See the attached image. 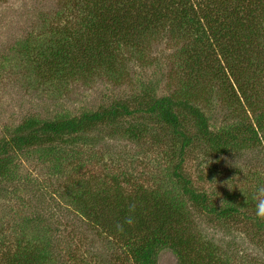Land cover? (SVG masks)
Here are the masks:
<instances>
[{
	"label": "rangeland",
	"instance_id": "374dc122",
	"mask_svg": "<svg viewBox=\"0 0 264 264\" xmlns=\"http://www.w3.org/2000/svg\"><path fill=\"white\" fill-rule=\"evenodd\" d=\"M148 1L151 3L135 0L141 6ZM193 3L197 5V1ZM71 5H75L74 0H0V146L30 119L38 125L61 121L108 109L118 102L129 105L137 96L152 91L156 97L179 96L190 80L189 103L210 119V131L236 134L239 127L254 124L256 116L243 99L235 104L230 101L233 99L228 95L236 91L233 79L209 78L211 74L205 75L204 67L196 70L187 63V49L171 38L176 29L169 24L166 35L144 42V52L133 51L137 56L123 50L110 75L101 69L86 80H47L51 71L50 60L44 66L46 57L56 47L53 41L67 35L64 30L82 32L84 39L95 33L89 22L77 24L80 17L68 12ZM262 29L264 33V25ZM205 36L199 47L205 53L217 54L210 32ZM71 37L74 35L69 36L70 44L74 43ZM261 43L264 48V38ZM205 60V56L200 59ZM240 66L235 69L244 68ZM260 67L261 71L245 68L239 80L245 84L255 111L264 115V52ZM46 70L47 75L42 74ZM200 86L205 93L194 100ZM180 115L184 131L195 135L193 146L183 154L185 177L196 192L207 196L208 205L234 207L240 214L215 219L193 207L171 176L173 159L169 156L178 154V140L171 142L164 125L148 124L136 113L114 125H99L85 136L9 150L8 156H0L5 165L0 174V253L6 246L13 250L21 246V240L26 242L22 237H26L62 264H72V255L88 264L90 259L108 264L112 253L123 256L122 248L110 245V239L87 226L75 201L81 195L101 208V196L131 199L144 193L173 202L174 211L183 214L180 220L188 225L189 237L195 243L213 244L223 264H264V219L255 214L257 188L264 186V132L254 140L240 133L238 143L216 148L201 138L195 121L185 112ZM131 126L142 132L137 137L127 135ZM113 209L107 207L104 216ZM183 227L179 226L181 233ZM158 262L176 264V259L166 251Z\"/></svg>",
	"mask_w": 264,
	"mask_h": 264
},
{
	"label": "trees",
	"instance_id": "16d2710c",
	"mask_svg": "<svg viewBox=\"0 0 264 264\" xmlns=\"http://www.w3.org/2000/svg\"><path fill=\"white\" fill-rule=\"evenodd\" d=\"M196 1L197 5L193 3ZM74 4L68 7V12L80 17L77 23L79 25L89 22L95 33L91 38L89 36L84 39L82 32L70 33L64 30L67 35L53 41L56 42V47L46 57L47 63H44V66H48L50 60L51 71L45 77L47 80H86L101 69L110 75L115 71L116 64L119 63L117 59L123 50L137 56L134 52H144L143 44L146 40L166 35L165 27L169 24L176 29L171 38L181 42L184 50L187 49V63L196 70L204 67L205 75L211 74L209 78L233 79L236 91L232 90L228 95L233 99L230 101L235 104L243 99L247 109L256 116L254 124L239 127L236 134L232 131H210V119L198 107L189 103L192 82L190 80L179 96L177 93L156 97L152 91L137 96L129 105L118 102L108 109L82 113L78 117L61 121H45L38 125L30 119L26 124L17 127L14 136L0 146V156H8L9 150L52 145L67 137L85 136L106 122L114 125L118 119L139 113L148 124L164 125L163 128L171 136V142L178 140V154L172 152L169 156L173 159L171 176L192 206L215 219L226 220L240 214L234 207L217 209L208 205L207 196L196 192L190 180L185 177L183 154L193 146L195 135L184 131L180 113L185 112L195 121L201 138L216 148H226L232 143H238L237 135L240 133L251 135L253 140L259 139L258 135L264 132V115L255 111L254 103L247 96L245 84L239 80V75L245 68L255 67L262 70L260 62L264 52L261 43L264 38V0H151V3L148 1L145 6L136 4L135 0H74ZM205 32H210L209 37L213 39V49L217 54L205 53L199 47L198 43H204ZM71 34L74 35L71 37L74 41L72 44L68 42ZM83 43L84 45H81ZM204 56L205 63L200 61ZM214 58H218L219 62L211 63ZM237 65L244 68L237 71ZM47 73L48 70L42 74ZM197 80L192 87H195ZM199 90L194 100L198 99L199 94L205 93L203 86H200ZM131 105L135 106V109H130ZM128 128L126 134L132 137H137L142 132L135 126ZM3 166L5 165L0 163V174ZM100 198L101 208L98 202L89 203L81 195L75 204L77 207L79 205L78 212L87 226L110 239V245L122 248L123 256L112 253L111 258L106 260L108 264H159V259L166 251L175 257L176 264H223L219 249L213 244L208 241L195 243L189 237L188 225L180 220L183 214L174 211L176 208L173 202L167 203L163 201L165 199L161 201L156 196L144 193L131 199L102 196ZM129 200L131 201L128 202ZM107 207L114 209L112 213L104 216ZM180 225L184 226L183 233L181 228L179 229ZM22 238L26 242L21 240V246L15 247L14 250L8 246L4 247V252L0 253V264H62L53 256H46L28 238ZM76 258V255H72L71 259L75 261L72 264H88L87 261L85 263V260ZM89 262L97 264V261L93 262L91 259Z\"/></svg>",
	"mask_w": 264,
	"mask_h": 264
},
{
	"label": "clouds",
	"instance_id": "9594fccd",
	"mask_svg": "<svg viewBox=\"0 0 264 264\" xmlns=\"http://www.w3.org/2000/svg\"><path fill=\"white\" fill-rule=\"evenodd\" d=\"M255 214L258 218L264 219V186H259L255 198Z\"/></svg>",
	"mask_w": 264,
	"mask_h": 264
}]
</instances>
